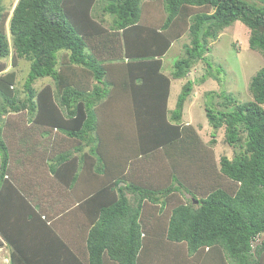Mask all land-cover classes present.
Segmentation results:
<instances>
[{
	"label": "trees",
	"instance_id": "16d2710c",
	"mask_svg": "<svg viewBox=\"0 0 264 264\" xmlns=\"http://www.w3.org/2000/svg\"><path fill=\"white\" fill-rule=\"evenodd\" d=\"M98 1L19 0L10 40L0 0V59L13 53L14 63L30 62L23 100L15 90L17 73L0 65V183L9 163L1 119L27 112L38 124L94 142L92 154L104 172L118 164L112 160L118 156L122 163L112 173L114 180H131L127 189L139 197L133 207L121 195L101 214L88 239L89 264H139L151 234L142 238L143 201L160 213L153 236L186 246L192 264H264V242L254 245L264 235V67L250 83L252 100L241 102L224 92L221 108L213 97L206 104L209 126L224 129L226 143L241 148L233 159L223 156L218 164L195 128L183 122L192 80L183 86L175 109H169L172 79H187L199 61L214 75L207 56L210 41L236 22L250 29L249 47L264 56V6L256 0H104V12L113 17L106 28L93 16ZM149 4L164 8L153 22L143 17ZM187 32L191 46L170 77L163 72V57ZM43 78H51L55 88L37 90L34 84ZM212 139L215 144L214 134ZM138 164L144 174L127 172ZM56 240L62 250L50 245L55 251L44 254L49 262H67L65 254L72 264H84ZM16 249L11 264H36Z\"/></svg>",
	"mask_w": 264,
	"mask_h": 264
},
{
	"label": "crops",
	"instance_id": "0c3cea01",
	"mask_svg": "<svg viewBox=\"0 0 264 264\" xmlns=\"http://www.w3.org/2000/svg\"><path fill=\"white\" fill-rule=\"evenodd\" d=\"M165 56L163 72L171 77L172 72L164 71ZM130 106L134 107L133 102ZM11 114L17 119L3 117L6 121L2 122L9 163L0 183V230L4 234L0 231V240L3 241L0 264L11 262L15 246L27 259H36V264H72L65 254L63 258L67 262H49L45 258V251H48L46 255L55 251H49L50 245L61 249L57 236L84 264H89V235L105 209L113 206L124 194L133 207L139 202V197L127 189L131 180L115 181L112 176L113 171L120 169L118 166L122 160L114 157L112 160L118 164H109V172H104L99 158L92 154L94 142L90 139L81 142L57 128L34 122V118H18L19 113ZM7 132L11 138L5 135ZM90 135L96 136L97 133ZM122 135L125 141L129 139L128 135ZM108 143L107 147L113 151V143L110 140ZM141 166H131L127 172L134 169L135 175L141 176L144 174ZM143 205L145 231L142 238L147 232L151 234H147L148 250L144 247L139 264H192L194 258L186 246L153 236L160 213L150 201H143ZM156 241L162 242L163 246H156L161 245Z\"/></svg>",
	"mask_w": 264,
	"mask_h": 264
},
{
	"label": "rangeland",
	"instance_id": "374dc122",
	"mask_svg": "<svg viewBox=\"0 0 264 264\" xmlns=\"http://www.w3.org/2000/svg\"><path fill=\"white\" fill-rule=\"evenodd\" d=\"M19 0H2L5 17V30L11 40L9 34L10 19L13 11ZM252 1V0H247ZM259 5H263L261 0H256ZM107 4L106 1L100 0L97 2L93 10V16L101 21L106 28H111L113 17L104 12L103 8ZM154 4H149L146 7L143 15L144 19L148 22H153L157 16L162 15L164 8H156ZM251 31L241 22H236L231 27L225 29L219 34L217 40L210 41L211 52L207 54L208 59L213 65L214 75H210L205 62H196L193 68L189 71L187 79H172L171 96L169 100V109L174 110L177 104L178 96L188 79L194 82V92L189 98L184 111L183 122L189 123L193 126L199 135L203 144L212 149L215 153L216 162L219 164L221 157L227 156L233 159L241 152L239 146L231 147L225 141V130H214L209 126L206 117V104H212L209 100L213 97V102L217 108H221L222 98L220 95L224 92L232 94L241 102L252 100V95L249 91V86L252 78L264 67V56L259 51H254L249 47V38ZM192 37L187 32L181 39L177 40L172 49L164 58V71L173 72L174 65L177 61L185 58L186 47L191 46ZM13 52V51H12ZM64 54V53H63ZM63 54H60L62 59ZM13 53L7 59H0V65L7 66L8 71H15L17 73V82L15 90L19 93V99L23 100L26 97L25 82L30 71V62L26 60H17L14 63ZM222 68L223 72L218 73ZM50 85L55 88V83L51 78L39 79L35 82L34 87L37 90L42 89L44 86ZM213 92V95H209ZM231 109V108H230ZM16 115L7 114L4 117L8 118ZM18 118L30 119L31 115L27 112L19 113ZM3 124L6 119L2 117ZM215 135V144L212 142V135ZM5 135H10L8 132ZM11 138V135H10ZM4 139V137H3ZM163 172H161L162 174ZM264 242V235L259 237V240L254 245Z\"/></svg>",
	"mask_w": 264,
	"mask_h": 264
},
{
	"label": "built area",
	"instance_id": "2783aa9c",
	"mask_svg": "<svg viewBox=\"0 0 264 264\" xmlns=\"http://www.w3.org/2000/svg\"><path fill=\"white\" fill-rule=\"evenodd\" d=\"M10 263V261H7V264H9Z\"/></svg>",
	"mask_w": 264,
	"mask_h": 264
}]
</instances>
